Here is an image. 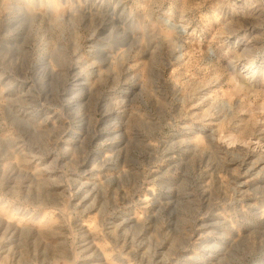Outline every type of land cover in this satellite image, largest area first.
Here are the masks:
<instances>
[{
    "label": "rangeland",
    "instance_id": "rangeland-1",
    "mask_svg": "<svg viewBox=\"0 0 264 264\" xmlns=\"http://www.w3.org/2000/svg\"><path fill=\"white\" fill-rule=\"evenodd\" d=\"M0 264H264V0H0Z\"/></svg>",
    "mask_w": 264,
    "mask_h": 264
}]
</instances>
